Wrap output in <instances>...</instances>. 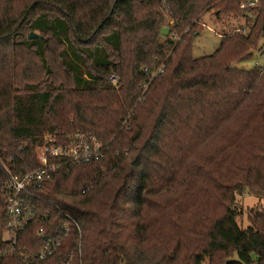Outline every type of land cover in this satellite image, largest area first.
<instances>
[{"label": "trees", "instance_id": "16d2710c", "mask_svg": "<svg viewBox=\"0 0 264 264\" xmlns=\"http://www.w3.org/2000/svg\"><path fill=\"white\" fill-rule=\"evenodd\" d=\"M231 3L0 0V101L8 120L0 122V264L69 258V264H264V210L248 209L247 229L238 223L245 214L239 198L264 199V70L237 67L252 57L264 18L256 35L223 36L213 55L192 53L204 11L214 7L221 19ZM178 32L189 44L170 57L168 75L159 80L169 62L142 93L161 62L177 53L181 42L169 37ZM31 33L38 39L29 40ZM52 43L62 46L59 59L73 90L55 94L49 81L20 84L12 71L27 55L21 49L47 68ZM72 95L74 113L65 114ZM56 117L69 127L50 125ZM47 131L58 145L95 137L105 146L104 159L62 167L39 192L37 218L20 233L18 253L11 252L3 241L8 170L22 176L37 168ZM126 131L130 137L122 140ZM187 135L198 142L190 149L198 146L193 160L170 153L169 140ZM62 212L78 222L82 240L72 225L55 255L41 261L36 255L60 234Z\"/></svg>", "mask_w": 264, "mask_h": 264}, {"label": "rangeland", "instance_id": "374dc122", "mask_svg": "<svg viewBox=\"0 0 264 264\" xmlns=\"http://www.w3.org/2000/svg\"><path fill=\"white\" fill-rule=\"evenodd\" d=\"M231 1L232 3L229 7V10L221 13V19H217L216 16L217 9L214 7H209L202 14L199 22L197 23L198 25L195 29L196 31H200V33L196 35V37L193 39L192 42V53L195 59L213 55L220 47L223 36L248 37L250 35L253 36V34L255 35L258 34L257 32L260 30L264 18V15L260 17L261 16L260 10L264 8V0H252V1L231 0ZM165 17H166L165 25L172 26L174 22L170 21V18L168 16L165 15ZM189 30L190 29L187 28L186 31L188 32ZM168 35H169V29L167 27L166 28L164 27V29L162 30V40L163 41L166 40L165 37H167ZM169 38H171V35ZM176 38H171V39L175 40L176 44H179L182 40V36L179 35V32L178 35L176 34ZM253 39L255 40V45H253L251 49L253 52L252 57L250 58L249 61L240 63L237 67L244 69H254L257 68L256 64L259 63L260 67L258 68L264 70V33H260L259 37H253ZM188 44L189 43L187 42V40L186 42L182 41L179 44L177 53L170 54L164 60L166 62L164 61L161 62L164 63L161 67H164V65L167 62H169L170 57L171 58L173 57V60H175L177 55L181 54V52ZM50 47L52 53L49 54L47 58L48 61L47 68L43 67L42 64L38 61V59L34 57L33 59H31L29 57V53L21 49L20 54L25 55L26 53L27 55L23 56V58L19 63V66L17 68H14L12 73H14L15 76L17 75L19 76L18 81L20 82V84L36 83L44 87L45 82L49 81L54 86L53 89L55 94H58L62 90L63 92L72 91L73 83L71 82L72 81L71 76L69 75L63 63L59 59V54L62 50V46L57 43H52ZM168 65L169 66L166 73L164 74V76L160 77L159 80L167 76L168 73L170 72V69L172 68V63L169 62ZM151 83L145 85L144 91H142V93L145 94V91L148 89ZM114 84L115 86L117 85V83ZM77 100L78 98L75 95H72L71 97H67V101L64 103L65 114L71 112L74 113V105ZM137 102H139V100ZM139 103H141V101ZM134 108L135 109L137 108L136 111L137 114L141 116L142 118L141 120L145 122V124H147V114L144 113L142 115L138 113V109L140 108V105H135ZM5 109L6 107L3 105V102L0 101V122L2 125L8 123L7 118L3 117V111ZM116 110L117 107H113L110 109V111L112 112L111 113L112 116L114 112H116ZM129 114L131 116L134 113L133 111H130ZM75 118H76L75 115L70 118L71 121L69 125H72V123L75 121ZM108 119H110V117ZM50 125L55 126V128H57L58 131L60 130V128L67 129L69 127L67 126L66 122H62L58 117L54 118V123H51ZM51 134L52 133H50V131L45 132L44 136H42V138L44 137L42 140H45V137ZM124 134L126 135V137L122 140H128L130 134H128L127 131ZM194 141L195 140H192L191 137L188 135L183 140H169V143L173 147H175V149L172 150L170 153L183 154L185 152V154L189 157V159L192 160L196 159L198 157V146L190 150L192 147H194L196 143H198V142L194 143ZM103 147L105 146L103 145ZM239 204L242 207L241 209L245 210V214H243V217H240L238 219V223L243 229H247L250 225L248 221V213H247L248 209H254L256 207H260L264 210V199H259L252 195H245L239 198ZM204 264H209V261H206Z\"/></svg>", "mask_w": 264, "mask_h": 264}, {"label": "built area", "instance_id": "2783aa9c", "mask_svg": "<svg viewBox=\"0 0 264 264\" xmlns=\"http://www.w3.org/2000/svg\"><path fill=\"white\" fill-rule=\"evenodd\" d=\"M176 38V35H171ZM177 39V38H176ZM256 67H260L257 63ZM164 67H160L151 74V83L158 75L164 72ZM146 72L149 70L146 69ZM111 82L118 83L116 75L111 76ZM37 159L39 166L22 176H17L9 172V179L5 183L7 194V223L3 241L8 244L11 252H17L18 237L27 226H29L38 214L37 202L43 197L39 194L44 189L45 184L52 181L55 174L62 167L81 166L92 162H101L104 159L103 145L95 138L87 136H77L66 145H58L56 136L48 135L38 147ZM60 211V209L58 208ZM65 218L60 234L50 239L43 249L36 255V258L43 261L55 255L62 244L72 225H75L82 240V230L78 222L69 214L62 212ZM81 248V245H80ZM20 255V254H19ZM24 258V254L21 255ZM67 259L62 264H69Z\"/></svg>", "mask_w": 264, "mask_h": 264}, {"label": "water", "instance_id": "95a60500", "mask_svg": "<svg viewBox=\"0 0 264 264\" xmlns=\"http://www.w3.org/2000/svg\"><path fill=\"white\" fill-rule=\"evenodd\" d=\"M38 35L37 34H35V33H31L30 35H29V40H34V39H38Z\"/></svg>", "mask_w": 264, "mask_h": 264}]
</instances>
